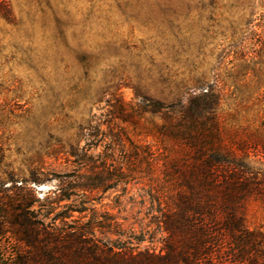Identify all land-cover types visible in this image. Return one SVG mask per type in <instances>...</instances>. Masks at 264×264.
Here are the masks:
<instances>
[{
	"label": "rangeland",
	"instance_id": "1",
	"mask_svg": "<svg viewBox=\"0 0 264 264\" xmlns=\"http://www.w3.org/2000/svg\"><path fill=\"white\" fill-rule=\"evenodd\" d=\"M201 83L221 95L226 141L264 163V0H0V222L16 207L37 213L58 188L72 192L85 172L75 154L112 146L103 137L110 128L161 146L153 126L160 115L139 114L141 95L170 103ZM122 106L135 112L126 116ZM117 148L115 164L125 160ZM146 178L61 205L85 201L137 235L154 230L137 202ZM243 213L264 230V197ZM144 238L141 249L161 250V233ZM13 241L0 236V264Z\"/></svg>",
	"mask_w": 264,
	"mask_h": 264
},
{
	"label": "trees",
	"instance_id": "2",
	"mask_svg": "<svg viewBox=\"0 0 264 264\" xmlns=\"http://www.w3.org/2000/svg\"><path fill=\"white\" fill-rule=\"evenodd\" d=\"M220 103L219 91L204 83L170 103L141 95L139 114L160 115L153 126L161 146L135 143L123 128H110L103 137L112 146L96 156L75 154L85 172L73 178L72 192L58 188L57 200L45 196L37 213L16 207L0 222V236L10 234L16 245L1 254L6 264H264V230L250 228L243 213L251 198L264 197V163L226 141ZM116 146L125 155L118 164ZM139 177L148 182H140L144 193L137 202L147 208L154 230L148 225L137 235L85 201L61 205L78 194L123 191ZM98 230L111 237L100 238ZM155 232L162 234L161 250L141 249L137 243Z\"/></svg>",
	"mask_w": 264,
	"mask_h": 264
}]
</instances>
